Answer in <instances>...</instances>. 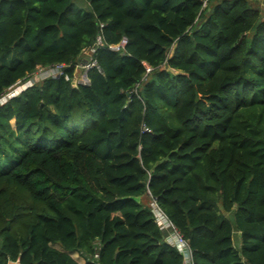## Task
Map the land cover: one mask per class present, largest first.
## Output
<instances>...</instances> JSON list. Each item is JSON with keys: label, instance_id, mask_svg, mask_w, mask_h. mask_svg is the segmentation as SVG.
I'll list each match as a JSON object with an SVG mask.
<instances>
[{"label": "trees", "instance_id": "1", "mask_svg": "<svg viewBox=\"0 0 264 264\" xmlns=\"http://www.w3.org/2000/svg\"><path fill=\"white\" fill-rule=\"evenodd\" d=\"M53 65L0 105V264H183L153 201L194 264H264L254 0H0V99Z\"/></svg>", "mask_w": 264, "mask_h": 264}, {"label": "built area", "instance_id": "2", "mask_svg": "<svg viewBox=\"0 0 264 264\" xmlns=\"http://www.w3.org/2000/svg\"><path fill=\"white\" fill-rule=\"evenodd\" d=\"M126 44H127V39L123 38L120 44H118L117 46H111L110 48L112 50L118 51L121 48H124ZM93 52H94V50L92 49V53ZM84 62H85V65L83 68L85 69V79L77 80L76 70H75L74 78L72 80L75 86H77V85H88L90 83V81L87 77V72L89 71L90 68H92L96 64H95V62H90L89 59L88 60L85 59ZM63 67H65V65H53V66H50L47 68H39L38 70H40L41 72H45L47 74L48 78H60V77L64 76V78L66 80H70V77L68 76V74H66L65 71H63ZM25 80L19 81L15 86H13L8 91H6L5 94L0 99V102H1L0 105L7 103L10 99L20 95L22 92L28 90L29 88H31L33 86V81H30V82L26 83V85H24L23 88L20 89L19 91H18V89L21 86L16 91H13V92L11 91L17 85L21 84V82H23ZM151 209H152V212L154 213L156 222L158 223L159 227L165 233H168L166 236V241L170 245L177 248L179 253L183 256V259H184L183 264H194L192 251L190 249L188 241L186 239H184L182 237V235L177 231V229L172 224V222L167 218V216L164 214V212L160 209V207L158 206L156 201H153L151 203Z\"/></svg>", "mask_w": 264, "mask_h": 264}, {"label": "rangeland", "instance_id": "3", "mask_svg": "<svg viewBox=\"0 0 264 264\" xmlns=\"http://www.w3.org/2000/svg\"><path fill=\"white\" fill-rule=\"evenodd\" d=\"M254 1L257 3V6L259 7V9L264 13V0H254ZM91 52H92V50L86 51L85 52V56H83L81 63L77 66V68H76V78H77V80H83V79H85V69L83 68L84 65H85L84 60L85 59H87V60L89 59V55H90ZM46 79H48L47 74L45 72H41L40 70H37L35 73H33L32 75H30L25 81L21 82V84L17 85L11 91L12 92L13 91H16L21 86L18 89V91H19L20 89L23 88L24 85H26V83H28L30 81H33V86H34L36 84L42 83ZM148 205H150V201L148 202Z\"/></svg>", "mask_w": 264, "mask_h": 264}, {"label": "crops", "instance_id": "4", "mask_svg": "<svg viewBox=\"0 0 264 264\" xmlns=\"http://www.w3.org/2000/svg\"><path fill=\"white\" fill-rule=\"evenodd\" d=\"M92 53V52H91ZM90 53V54H91ZM85 56V55H84ZM168 233H165L167 236ZM237 237H239L241 234L239 232L236 233ZM71 256L79 263V264H85L86 260L81 257L78 253L76 252H71ZM12 264H18V263H12Z\"/></svg>", "mask_w": 264, "mask_h": 264}, {"label": "water", "instance_id": "5", "mask_svg": "<svg viewBox=\"0 0 264 264\" xmlns=\"http://www.w3.org/2000/svg\"><path fill=\"white\" fill-rule=\"evenodd\" d=\"M67 69H68V67H67V66L63 67V71H66Z\"/></svg>", "mask_w": 264, "mask_h": 264}]
</instances>
